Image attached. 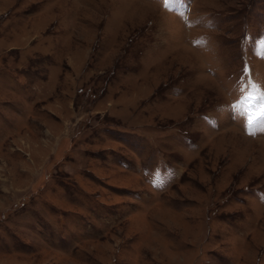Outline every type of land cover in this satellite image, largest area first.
<instances>
[{
    "label": "rangeland",
    "instance_id": "1",
    "mask_svg": "<svg viewBox=\"0 0 264 264\" xmlns=\"http://www.w3.org/2000/svg\"><path fill=\"white\" fill-rule=\"evenodd\" d=\"M264 0H0V264H264Z\"/></svg>",
    "mask_w": 264,
    "mask_h": 264
},
{
    "label": "snow or ice",
    "instance_id": "2",
    "mask_svg": "<svg viewBox=\"0 0 264 264\" xmlns=\"http://www.w3.org/2000/svg\"><path fill=\"white\" fill-rule=\"evenodd\" d=\"M261 47L264 48V41L261 42ZM246 87L249 88L247 92L239 89L242 96L239 98L238 104L232 105V107L243 109L247 113L249 134H254L256 124L264 126V86L250 83Z\"/></svg>",
    "mask_w": 264,
    "mask_h": 264
}]
</instances>
